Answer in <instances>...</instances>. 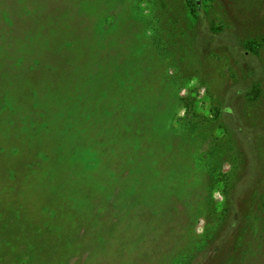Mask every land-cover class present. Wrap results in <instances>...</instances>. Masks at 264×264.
<instances>
[{
  "label": "rangeland",
  "instance_id": "374dc122",
  "mask_svg": "<svg viewBox=\"0 0 264 264\" xmlns=\"http://www.w3.org/2000/svg\"><path fill=\"white\" fill-rule=\"evenodd\" d=\"M0 264H264V0H0Z\"/></svg>",
  "mask_w": 264,
  "mask_h": 264
},
{
  "label": "trees",
  "instance_id": "16d2710c",
  "mask_svg": "<svg viewBox=\"0 0 264 264\" xmlns=\"http://www.w3.org/2000/svg\"><path fill=\"white\" fill-rule=\"evenodd\" d=\"M29 167H31V168H32V167H34V166H32V164H29Z\"/></svg>",
  "mask_w": 264,
  "mask_h": 264
}]
</instances>
